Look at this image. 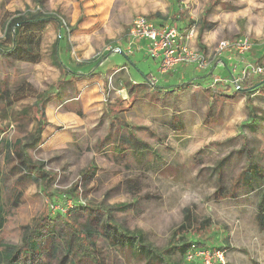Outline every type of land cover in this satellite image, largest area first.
<instances>
[{
	"label": "rangeland",
	"instance_id": "obj_1",
	"mask_svg": "<svg viewBox=\"0 0 264 264\" xmlns=\"http://www.w3.org/2000/svg\"><path fill=\"white\" fill-rule=\"evenodd\" d=\"M27 10L54 16L62 27L59 31L51 23L45 31L39 64L0 55V89L13 99L22 97L12 104L0 102V140L30 145L41 113L40 96L52 100L45 105L49 125L41 141L24 150L33 165L29 172L0 143V204L7 212L0 241L21 249H26V240L36 241L41 257L38 261L35 255L34 264H61L64 259L62 264H142L136 257L138 245L136 251L118 248L103 236L86 234L88 221L102 230L111 224L103 213L124 204L130 207L113 211L111 222L140 236L149 249H170L163 264H186L182 247L192 242L224 252L226 264H264V229L257 219L260 192L242 189L234 197L217 196L219 186L232 191V182L249 165L248 153L264 172V87L256 94L237 91L257 87L264 76L242 79L241 70L231 69L227 81L209 85L208 73L202 87L179 88L175 95L147 97V102L138 100L146 91L134 100L112 91L98 101L96 93L77 92L76 84L80 87L83 80L65 78L53 57V46L62 36L64 63L100 76L106 91L115 87L111 77L127 83H144L145 76L157 78V73L163 77L150 58L139 55L133 66L125 55L110 52L127 44L135 18L143 15L158 24L194 30L193 47L208 65L221 56L216 55L221 42L241 38L252 42L249 60L244 59L247 53L226 52L237 64L261 65L264 0H0V39L4 14ZM112 64H128L130 71L113 75ZM64 109L77 121L63 123ZM53 124L56 129L49 127ZM120 133L135 135L134 149L126 145L115 150ZM44 218L53 220L55 234L38 238L35 230ZM184 223L192 225V233L179 231Z\"/></svg>",
	"mask_w": 264,
	"mask_h": 264
},
{
	"label": "trees",
	"instance_id": "obj_2",
	"mask_svg": "<svg viewBox=\"0 0 264 264\" xmlns=\"http://www.w3.org/2000/svg\"><path fill=\"white\" fill-rule=\"evenodd\" d=\"M80 1V0H78ZM157 18V17H156ZM51 23H57L59 31H61V25L62 22L55 18L54 16L44 14L42 12H36V13H30L27 12L25 14H15L9 17V19L6 21L3 32H4V38L0 39V55L2 57H10L14 58L16 61L26 64H39L42 61V43L44 41V34L47 30V25ZM162 25V24H159ZM74 31V30H73ZM61 34V33H60ZM61 37V36H60ZM58 38L56 43L53 46V57L54 62L57 65V67L64 73L65 78H70L72 80L81 81L86 80L94 76L93 72L89 73H82L77 72L75 70L70 69L63 61L62 57L60 56V48H61V38ZM9 42V43H7ZM145 80L149 83H151L152 79L150 75L145 76ZM193 84V80H189L185 83L178 84L175 86H169L168 88L163 87L162 89H179V88H186L188 86H191ZM264 87V82L260 85H257V87H252L249 89H244L240 87L237 91L238 92H246V93H255L256 91H260ZM23 91V88H21ZM22 99V97H14L11 98L10 93L8 90H1L0 89V102H6L7 104H12L13 101H18ZM50 96L47 95H41L39 102L37 103V106L39 110L41 111L40 117L37 120V129L35 130V133L33 137H31V144L28 146H33L41 141V135L49 125L46 120V113H45V105L50 102ZM208 111L211 112L212 109L208 108ZM121 114V113H120ZM119 114V115H120ZM118 115V116H119ZM119 120L120 118H116ZM135 135L133 133H120L118 140L114 142L116 144L115 150H125L126 145H131L132 149H134V142H135ZM0 143L2 146H4L9 154H13L18 162V167L24 171L29 172L30 168L33 167L32 161L25 156L24 150L27 145H24L22 141H19L17 143L12 144L8 141L0 140ZM14 148L16 149L14 151ZM247 159H249V165L246 168V170L236 179V181L232 182V191L225 192L224 188L222 186H219L217 196L219 199L224 198H230L234 197V195L238 194L242 189H246L248 192H260L261 198L260 202L257 207L258 215L257 219L262 229H264V172L261 167H259L255 162L252 160L251 153L246 155ZM91 172V169H88L84 174V178L88 176V173ZM35 181H38V178H35ZM230 193V194H229ZM18 197H21L19 194ZM130 206L120 204L116 207L107 210L103 215H106L107 220L110 221L111 224H108L106 226L102 227V230H98L95 227H91L92 223L90 221L89 224L86 226V234L90 238H94L95 236L100 237L103 236L105 239H109L113 246L115 247H122L125 248L127 246L134 247V250L137 252L136 256L139 261L144 262L145 264H163L164 257L166 255H169L171 250H163L162 252H158L153 249H149L144 246L143 241L141 240L140 236L135 235V233L130 232L129 230H125L111 222L113 219V211H124L127 210ZM102 212V211H100ZM7 212L6 207L4 204H0V234L4 227L7 224ZM190 219V211H185V221L189 222ZM43 224H41V227L38 230H35L37 232L38 238H40L43 233H47L48 235L55 233V224L53 223V220L49 218L43 219ZM46 222V223H45ZM114 224V225H113ZM67 225V224H66ZM194 228L191 224L187 225L184 223L179 231L187 233H192ZM46 234V235H47ZM119 234L121 236H119ZM108 240V241H109ZM200 245V243L192 242L187 247L183 246L182 251L184 252V258L185 254L190 248L191 245ZM91 247H96V243L93 242L91 244ZM41 246L37 244L34 240H26V249H21L16 246H9L7 244H3L0 241V264L1 262H5V264H20V258H23L24 261L23 264H28V261H31L30 264L35 263V255L38 256V261L40 259V252ZM174 249H177V247H174ZM56 251V250H55ZM154 256V257H153ZM66 259H64L65 262ZM62 261V263H64ZM61 263V264H62Z\"/></svg>",
	"mask_w": 264,
	"mask_h": 264
},
{
	"label": "built area",
	"instance_id": "obj_3",
	"mask_svg": "<svg viewBox=\"0 0 264 264\" xmlns=\"http://www.w3.org/2000/svg\"><path fill=\"white\" fill-rule=\"evenodd\" d=\"M194 38V30L186 34L178 27L169 24L159 25L142 15L136 17L132 24L126 50L119 46L112 47L110 52L131 55L134 53L136 43L145 41L148 58L158 64L159 72L163 76L182 66H195L198 70H204L208 67L205 55L189 45V40ZM251 49L252 42L249 38H241L233 44L223 41L216 49V55H222L226 51L244 55ZM240 73L242 79L264 76V61L261 65L248 63ZM151 84L154 85L155 82ZM224 256L222 251L193 244L185 254V261L186 264H226Z\"/></svg>",
	"mask_w": 264,
	"mask_h": 264
},
{
	"label": "crops",
	"instance_id": "obj_4",
	"mask_svg": "<svg viewBox=\"0 0 264 264\" xmlns=\"http://www.w3.org/2000/svg\"><path fill=\"white\" fill-rule=\"evenodd\" d=\"M27 12H30L29 10L27 11H21V12H15V13H5L3 16L4 21L2 22V26H1V30L3 31L4 25L6 23V21L9 19L10 16L15 15V14H25ZM1 19V18H0ZM155 23H157L155 21ZM158 24V23H157ZM50 25V24H49ZM49 25H47V29L49 27ZM180 29V28H179ZM183 33H188L186 31H183L182 29H180ZM62 37V36H61ZM193 43H194V39L189 40V45L191 47H193ZM126 44L125 46H121L124 50H126L127 48ZM146 42L142 41V42H138L136 43L135 47H134V53L131 55H126V53H122L121 55H125L128 60L129 63L133 66H137L138 62H139V55H142L143 58L146 60L148 59V56L146 54ZM248 53L244 56V59H248ZM249 60V59H248ZM237 58L233 55V54H229V53H224L223 55H221L220 57H218L217 61H211L210 64L208 65V67L204 70H198L195 66H182V67H178L176 68L173 72H171L170 74L166 75V76H159V73H157V78L159 77V81L156 83L155 81L157 80L156 77H154L153 75H150L152 81L151 82H155L154 85H152L151 83L145 81L144 83H140V82H136L135 79H132V81L129 79L128 83L124 82L123 79H121L120 81H118L117 79L111 77L109 79V81H114L113 86L115 85V87L113 88V90H105V87L103 86V80H101L100 76L98 77H91L89 79L83 80V83L81 84V86H77L76 84V90L77 92H83V93H96V99L98 101H100L101 99H106L109 98L111 96L112 91H115V94H118L120 96L118 97H123L122 99L125 100V97L128 100L131 99H135V96H137L138 93H140V91H146V97L142 96L140 97L138 100L140 101H145L147 102V97L148 98H154L157 96H163V95H175L176 91L178 89L173 88V89H162L163 87L168 88L169 86L178 85V84H182L185 83L189 80H193V84L191 86H193V88H196L197 85L199 87L204 86V80L202 77H204L205 75H208L209 73V78L210 79H206V83L207 84H212L215 83L217 81H227V78L229 77V74L232 73V71L235 70H242L243 67H245L246 64L242 65V64H237ZM108 63V60L107 62ZM157 67L158 64L156 63ZM111 67L112 71L115 69L114 74H117L119 71L121 70H128L127 73H129V67L128 64H124L123 66H117V65H113L109 66ZM232 69V71H231ZM228 71L227 74H225V71ZM220 71V73L218 75H215V72ZM260 77V76H257ZM256 76L253 77L257 78ZM195 81V82H194ZM110 84V82H108ZM128 85V88L127 86ZM112 86V85H111ZM117 86L119 87L117 89ZM190 87V86H189ZM128 89V90H127ZM128 91V92H127ZM254 94V93H252ZM254 96V95H253ZM126 99V100H127ZM52 100L50 101L49 104H51ZM155 107H157V105H154ZM47 110L48 105H47ZM48 115L53 116V111H51L50 109L48 110ZM60 120L64 123V122H76L77 121V116L70 110V111H66L64 109L63 114H61L60 116ZM52 127L53 129H56V126L54 127V124L49 126ZM47 132V131H46ZM45 132V133H46ZM44 133V134H45ZM51 133V132H49ZM128 260V259H127ZM69 264H75L72 261L69 262ZM142 264H145L144 262H142Z\"/></svg>",
	"mask_w": 264,
	"mask_h": 264
}]
</instances>
